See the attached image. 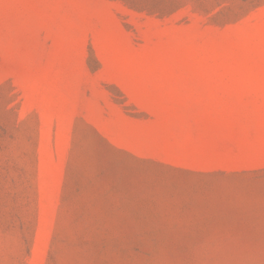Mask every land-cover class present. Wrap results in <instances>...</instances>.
<instances>
[{
    "label": "rangeland",
    "instance_id": "1",
    "mask_svg": "<svg viewBox=\"0 0 264 264\" xmlns=\"http://www.w3.org/2000/svg\"><path fill=\"white\" fill-rule=\"evenodd\" d=\"M0 264H264V0H0Z\"/></svg>",
    "mask_w": 264,
    "mask_h": 264
}]
</instances>
